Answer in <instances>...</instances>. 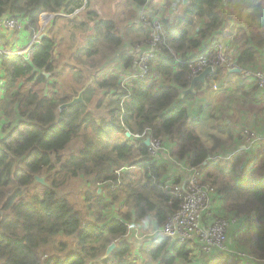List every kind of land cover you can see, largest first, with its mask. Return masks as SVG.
<instances>
[{"label":"trees","instance_id":"obj_1","mask_svg":"<svg viewBox=\"0 0 264 264\" xmlns=\"http://www.w3.org/2000/svg\"><path fill=\"white\" fill-rule=\"evenodd\" d=\"M132 1L143 5L147 0ZM91 4L87 0L82 8L83 0H0V22L13 19L21 24L14 30L0 27V48L4 49L18 48L11 45L22 36V23L32 38L39 29L40 13L63 14L51 19L45 35L27 54L0 55V117L14 119L0 129V264H188L200 254H204V264H264V148L253 152L250 160L246 151L236 152L221 167L219 159L210 157L219 141L214 138L213 147L207 149L187 124L186 102L203 84L196 83L193 92L180 97V90L190 83L196 58L212 55L223 34L230 37L226 53L238 67L256 61L264 49V0H186L176 19L158 18L164 35L147 60V74L132 76L142 50L137 55H120L130 74L113 73L105 78L98 75L104 64H90L88 59L110 54L107 49L119 47L122 38L113 23L98 18ZM152 15L147 17L152 19ZM196 19L201 23L194 30L191 26ZM70 23L73 29L65 38L62 30ZM149 41L147 32L138 45L146 48ZM66 42L73 44L68 56L58 50ZM66 71L78 76L77 82L82 81L72 93L59 91L58 80ZM227 72L226 67H217L207 80ZM82 89L80 102L59 110V105ZM100 91L103 95L96 100ZM93 103L105 110L107 119L96 123ZM111 134L115 141L104 144L107 140L103 139ZM79 137L83 146L62 159V152ZM147 137L162 144L168 140L173 157L188 167L201 168L204 182L222 197L223 208L236 218L234 235L243 233L241 244L232 241L231 251L206 255L196 241L164 237L158 242L144 240L133 248L124 239L127 221L149 220L160 228L180 204L172 188H166L172 166L156 163L144 144ZM210 167L221 168L219 173L230 181L216 188L218 178L209 172ZM80 173L89 178L86 181L93 189L86 191V199L101 212L122 199L123 185L130 188L123 200L127 210H120V217L94 219L58 196L65 177ZM131 174L138 177V187L123 183ZM35 176L46 182L40 183L41 193H25L36 182ZM178 183L177 178L169 186ZM59 236L72 237L75 250L58 256L47 251L55 242L63 251L66 242H57ZM115 239L116 247L101 259L103 250ZM132 253H138L139 258L134 259Z\"/></svg>","mask_w":264,"mask_h":264},{"label":"crops","instance_id":"obj_2","mask_svg":"<svg viewBox=\"0 0 264 264\" xmlns=\"http://www.w3.org/2000/svg\"><path fill=\"white\" fill-rule=\"evenodd\" d=\"M109 1L111 2V7L119 5L118 2ZM124 1H126L125 11L118 10L111 12V16L109 17L101 16L100 9L95 10L98 18L114 24V31L117 30L120 33V38H122V43L119 47L111 49L110 54L103 59L104 68L101 67L103 70L102 72L99 71L98 74L103 78L113 73L130 74L129 69L123 67L120 55L123 53H134L137 55L146 49L144 45H138L147 34L146 27L139 20L142 10L150 16H154L152 14H155L157 18L173 20L181 15L183 10L182 5L186 3V0H147L145 4L138 5L132 0ZM126 6H128V9ZM200 23L199 21L197 22L194 30H197ZM24 26L25 22L22 23V36L17 37L16 41L12 40V47L28 44L30 36H28L29 33L25 29L26 26L25 28ZM15 42L18 45H15ZM227 42L229 41H221L224 45H227ZM141 46L143 47L142 49H140ZM130 69L134 70L133 63ZM242 70L244 71L239 73L227 72L224 75H220L217 79L207 80L206 84L195 91L194 96L186 102L188 126L197 133L207 149L213 147L214 138H216L219 141L216 149L218 150L217 155L222 159V162L226 163L234 153L246 151L248 154H251L256 151L254 149L258 147L259 143L264 144V90L256 86V80L252 77L254 71H264V49L259 53L255 62L251 65L242 66ZM247 72L251 73V75ZM0 78H2L1 71ZM2 94L3 90L0 82V100L3 97ZM197 115L199 116L198 119L192 121ZM163 144L164 149L154 155L157 164L167 163L169 159H172L169 157V141L166 140ZM228 146L230 148L226 149ZM168 172L171 175L167 179L168 183H174L177 178L179 179V183H184L188 176V173L184 169L173 170V167H170V171ZM219 198L222 197L215 192L209 194L207 215L210 221L217 216L231 219L232 223L228 230V244L232 249L234 244L232 242L234 241L233 236L237 229V220L232 214H227L221 209L223 200L221 201ZM203 222L206 223V218H203ZM133 224L139 229V235H146L143 241L151 242L152 237L148 234L151 230L155 229L154 225H151L149 220H145L142 224H135L134 222ZM135 239L133 238L132 242L138 244V240Z\"/></svg>","mask_w":264,"mask_h":264},{"label":"built area","instance_id":"obj_3","mask_svg":"<svg viewBox=\"0 0 264 264\" xmlns=\"http://www.w3.org/2000/svg\"><path fill=\"white\" fill-rule=\"evenodd\" d=\"M86 0H83L85 6ZM144 10L139 15V20L147 28L150 36V41L143 50L138 59L135 61V70L132 76L142 77L148 72L147 60L152 56L156 50L157 44L164 35L162 24L157 20L149 19L144 16ZM60 14H53L42 12L39 14V29L29 40L25 46H20L16 49L0 48V55L11 56L14 54L23 55L32 46L35 39L38 38L44 26L55 16ZM21 24L13 19H5L0 22V27L8 30L13 28H20ZM38 40V39H37ZM37 40L35 42H37ZM226 46L223 43H217L212 55H200L196 58L195 64L192 66V77L198 74L207 66H212L215 70L217 67L224 66L227 69L238 67L234 59L226 53ZM233 62V64H232ZM240 68V67H239ZM251 75V73H249ZM252 77L256 80V86L264 90V71L256 70L252 73ZM144 134L135 135L142 137ZM164 146L159 140L150 139L149 150L151 155L157 154L163 150ZM180 169H184L187 173V179L184 183L174 184L166 182V188H172L174 196L179 199L180 204L178 209L172 213L166 222L160 227L155 228L149 232V236L158 242L161 238L167 237L172 241H196L206 255L212 254L214 251H231L228 244V230L231 225V219L225 217H215L210 221L208 218V201L209 194L212 192L210 185L204 182L200 167H188L181 162H175ZM116 172V171H115ZM119 173V170L117 171ZM206 218V223L203 222ZM127 225V224H126ZM135 230L134 237L137 238L139 229L135 225H127ZM146 235H141L144 238Z\"/></svg>","mask_w":264,"mask_h":264},{"label":"rangeland","instance_id":"obj_4","mask_svg":"<svg viewBox=\"0 0 264 264\" xmlns=\"http://www.w3.org/2000/svg\"><path fill=\"white\" fill-rule=\"evenodd\" d=\"M86 2H87V0H86ZM112 2H118L119 5L116 6V7L115 6L111 7L110 6L111 2L109 0H104V1L103 0H94V1L92 0L91 8H93L95 10L96 9H98V10L100 9V14L103 17H109V16H111V12H116L118 10L125 11L126 1H124V0H113ZM126 8L128 9V6H126ZM60 15L63 16V14H60ZM71 15L72 14H70L69 16H71ZM144 16L147 17L149 15H148L147 12H144ZM152 19L158 21L157 17H153ZM50 21L44 26V28L41 30L40 34L42 32H45L46 28L50 24ZM198 21H199L198 19H196L194 21V24L191 26L192 29H194V27H196ZM61 22H62V20H60L58 23H61ZM199 22H201V21H199ZM59 26L61 27V25H59ZM14 29H16V28H13L12 30H14ZM70 29H73L72 23L68 24L66 27L63 28L62 35L65 38L68 35ZM145 29L148 32L147 28H145ZM222 37H223L222 39L224 41L225 40L229 41V39H230V37H228L227 34H223ZM37 39L38 38H36L35 41ZM70 46H73V44L69 45L66 42V44L59 45L58 50H61L62 53H64L65 56H68L69 53H70V50H71ZM224 46H227V45H224ZM6 49H11V48L6 47ZM107 50H108V53H110V49H107ZM107 55L101 56L100 54H98V55L94 56V58L88 59V63H90V64H94L95 63V64H97L99 66L100 65L99 62H101V64H102L104 62L103 59ZM232 64H233V62H232ZM243 71L244 70H242L241 72H243ZM77 79H78V76H76V75L73 76V74L71 72H69V71L64 72L63 75L61 76V78H59V80H58L59 91H61L63 93H66V92L72 93L74 91V89L79 85V83L82 82V81L81 82H77ZM101 95H103V91H100L96 95L95 99L97 100V98L100 97ZM96 100L94 101V103L96 102ZM94 103L91 106V110L93 111V113L95 112V115H97L96 123H99V119H101V118H106L107 119L108 116H107V114H106V112H105V110L103 108L95 107ZM11 121H14V119L10 118V119L7 120V118L6 119H1V117H0V129H2L3 127L9 126L8 123L11 122ZM90 134L92 135V133H90ZM112 135L113 134L110 135L111 137L104 138L103 140H107V141L105 143L104 142L103 143L107 144V142L108 143L114 142L115 139L112 137ZM83 142L84 141H83L82 137L73 139L69 143L67 148L62 152V159L67 157V156H69L70 154H76L78 152V150L83 146ZM229 148H230V146H228L226 149H229ZM261 148H264V144L259 143L258 147H256L254 150L257 151V150H259ZM217 152H218V150H215L214 152H212L210 154L211 155L210 157L214 156L217 159H219L221 167L226 166V162H222L221 161L222 159L217 155ZM245 153H247L246 157H248V160H250L253 157V156H251V155H253V153H251V154H248V152H245ZM169 157L172 158V159H169L168 163L173 167V170L174 169H180L175 162H177V161L181 162V161L177 160L171 154H169ZM247 165H248V167H250L251 166V162L248 163ZM219 169H221V168H216V169L214 167H210L209 168V172H211L213 176H216L218 178V181H217V184H216L217 185L216 188H219L218 184L222 183V185H224L225 183L230 181L228 177L223 176L222 174L219 173V171H218ZM117 171L118 170H116V174H119ZM168 174H169V172H168ZM169 176H171V175L169 174ZM65 178H66L65 182L63 184H61L59 186V188H58V191H57L58 194L57 195L66 197L74 205L75 208L79 209L81 211V213L83 215H85V217H93L94 219L95 218L97 219L100 216H103L102 218L104 219L107 216H111V215H114V216L116 215V217H120L119 211L120 210H123V211L127 210V205H125L124 202H123L125 194H127V192L130 190V188H128L127 186L123 185V193L120 194L121 195L120 198H122V199L119 202H116L115 204H113L114 207H111L110 209L106 210L105 212H101L99 210V206H96L95 203L93 204L91 201H88L86 199V196H85L86 191H88L89 189H90V191L93 190L90 187V185H88V183L86 181V180L89 179L88 177H86V176H84V175H82L80 173V175H78L76 177H72V178L65 177ZM137 180H138V177L136 175H132L131 174L129 177L125 178L123 183H129L131 186L138 187L139 183L136 182ZM117 183L120 184V179L117 180ZM100 192H101V189H100ZM25 193H28V194H30V193H41L40 183L39 182L33 183L31 186H29L28 188L25 189ZM210 193H212V192H210ZM219 199L222 201V198H219ZM221 209H223L224 212L227 213V211L223 208V204L221 205ZM101 214H104V215H101ZM225 216H227V215H225ZM217 217H219V216H217ZM134 221H135V224H142L144 222V220H136V218H135V219H133L131 221H127L126 224L127 225H130V224L132 225ZM242 231H244V229ZM134 232H135V230H133L132 226L129 227V231L127 232V234H126V236L124 238L125 240L128 239L130 241V243H132L131 245H133V248L135 246H137L138 244L142 243L143 239H144V238H140L141 235H139V234H138L137 238L135 239V237H134L135 233ZM242 234L237 233L236 235L233 236V240L235 241L236 244H241V242L239 241L241 239V237H239V236L242 235ZM133 238L135 240H138V244L136 242H132ZM60 240H63V241L66 242V247L63 249V251L62 250H58L55 247V245L57 244L56 242L53 245H51L50 247H47L46 248L47 251L50 250L51 254L58 256V255L67 254V253L75 250L76 242H75V240L72 237H63V236L57 237V242H59ZM113 241L115 242V244H118V239H115ZM106 248L103 250V252H102L103 254H104ZM137 255H138V253H132V257L134 259H136V260L139 258L138 257L139 255L138 256ZM203 259L205 260L204 254H200L197 257L193 258V260L190 263H188V264H204L206 262L203 263L202 262ZM140 260L143 262L144 258H141ZM139 264H142V263L139 262ZM148 264H158V261H153V262L148 263ZM177 264H185V263L180 261Z\"/></svg>","mask_w":264,"mask_h":264},{"label":"water","instance_id":"obj_5","mask_svg":"<svg viewBox=\"0 0 264 264\" xmlns=\"http://www.w3.org/2000/svg\"><path fill=\"white\" fill-rule=\"evenodd\" d=\"M54 16H55V15H54ZM44 35H45V32H42L41 34H39L38 39L42 38ZM213 71H214V70L212 69V66H207V67L204 68L202 71H200L198 74L194 75V76L191 78L188 87L185 88V89H181V90H180V97H183L185 94H187V93H189V92H193L196 83H202L203 85L206 84V82H207V77H208L209 75H211V74L213 73ZM42 72H43V71H42ZM228 72H232V73L237 72V73H239V72H241V68H239V67L229 68V69H228ZM44 74H45L46 77L49 76L48 73H44ZM86 86H87V85H86ZM86 86H85V87H86ZM85 87H84V88H85ZM83 90H84V89L80 90V91L78 92V94H77L76 96H74L70 101L65 102V103H62L61 105H59V110H61V109H63V108H66V107H68V106H71V105H73L74 103L80 102V101L82 100V93H83ZM125 133H126V136H130V132H129V131H126ZM144 144H145L146 146H149V144H150V138H149V137H147V138L144 140ZM203 164H205V162H204ZM34 178H35V181H36V182H39V183H41V184H45V183H46V182L44 181V178H43V177L35 176ZM97 192L100 193V188H98ZM115 247H116L115 242H114V241L111 242V243L107 246V248H106L104 254H103L102 257H101V259L106 258V257L110 254V252H111Z\"/></svg>","mask_w":264,"mask_h":264}]
</instances>
